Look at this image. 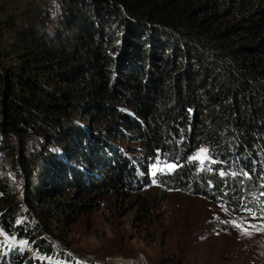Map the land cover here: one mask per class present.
I'll use <instances>...</instances> for the list:
<instances>
[{
	"label": "trees",
	"instance_id": "trees-1",
	"mask_svg": "<svg viewBox=\"0 0 264 264\" xmlns=\"http://www.w3.org/2000/svg\"><path fill=\"white\" fill-rule=\"evenodd\" d=\"M0 116L23 188L0 173V231L41 256L0 241V264L72 262L51 220L139 191L161 160L162 197L264 214V0H0Z\"/></svg>",
	"mask_w": 264,
	"mask_h": 264
},
{
	"label": "rangeland",
	"instance_id": "rangeland-1",
	"mask_svg": "<svg viewBox=\"0 0 264 264\" xmlns=\"http://www.w3.org/2000/svg\"><path fill=\"white\" fill-rule=\"evenodd\" d=\"M127 134L133 138L136 133ZM118 145L127 158L137 155L136 140L124 138ZM193 157L206 159L201 151ZM174 166L157 161L148 168L147 182L139 191L118 197L103 195L71 227L51 220L56 235L65 240L60 244L52 238L53 242L66 246L73 260L43 259L50 264H159L163 259H169V264H264V214L233 212L180 191H169L162 197L156 174ZM16 170L0 156V173L4 171L10 183L22 192ZM144 202H149L150 212L144 210ZM0 234L4 238L0 241L6 245L41 258L25 243H15Z\"/></svg>",
	"mask_w": 264,
	"mask_h": 264
},
{
	"label": "snow or ice",
	"instance_id": "snow-or-ice-1",
	"mask_svg": "<svg viewBox=\"0 0 264 264\" xmlns=\"http://www.w3.org/2000/svg\"><path fill=\"white\" fill-rule=\"evenodd\" d=\"M201 154H203L205 156V158H207V150L206 149H202ZM195 158H199V157H195ZM153 174L155 175V173H153Z\"/></svg>",
	"mask_w": 264,
	"mask_h": 264
},
{
	"label": "bare ground",
	"instance_id": "bare-ground-1",
	"mask_svg": "<svg viewBox=\"0 0 264 264\" xmlns=\"http://www.w3.org/2000/svg\"><path fill=\"white\" fill-rule=\"evenodd\" d=\"M2 234H0V236H1ZM1 238V237H0ZM1 240V239H0Z\"/></svg>",
	"mask_w": 264,
	"mask_h": 264
}]
</instances>
